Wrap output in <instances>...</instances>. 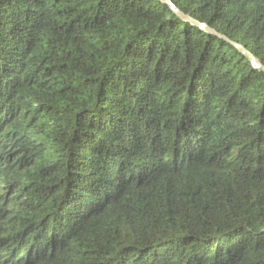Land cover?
I'll use <instances>...</instances> for the list:
<instances>
[{"label":"trees","instance_id":"trees-1","mask_svg":"<svg viewBox=\"0 0 264 264\" xmlns=\"http://www.w3.org/2000/svg\"><path fill=\"white\" fill-rule=\"evenodd\" d=\"M0 0V264H264V0Z\"/></svg>","mask_w":264,"mask_h":264},{"label":"water","instance_id":"water-1","mask_svg":"<svg viewBox=\"0 0 264 264\" xmlns=\"http://www.w3.org/2000/svg\"><path fill=\"white\" fill-rule=\"evenodd\" d=\"M162 3L166 4V5H169L170 7H172L176 12L177 14L180 16V18L183 20V21H186V22H192L193 24H195V26L201 28L202 30H204L205 32L207 33H211V34H215V32L213 30H211L208 25L206 24H202V23H199V22H196V21H192V19L188 16H185L184 14H182L181 12H179L175 6L172 4L171 0H161ZM234 46L240 51V53L245 56L252 64V66L260 71L261 73L264 74V66L259 62V60L253 55L251 54L250 52H248L243 46L241 45H238V44H234Z\"/></svg>","mask_w":264,"mask_h":264}]
</instances>
